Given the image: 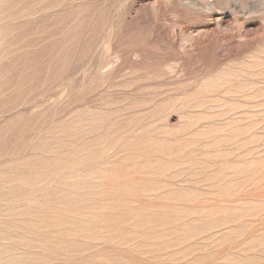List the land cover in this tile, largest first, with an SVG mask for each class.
I'll use <instances>...</instances> for the list:
<instances>
[{
    "label": "rangeland",
    "instance_id": "rangeland-1",
    "mask_svg": "<svg viewBox=\"0 0 264 264\" xmlns=\"http://www.w3.org/2000/svg\"><path fill=\"white\" fill-rule=\"evenodd\" d=\"M0 264H264V0H0Z\"/></svg>",
    "mask_w": 264,
    "mask_h": 264
}]
</instances>
